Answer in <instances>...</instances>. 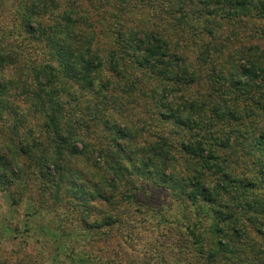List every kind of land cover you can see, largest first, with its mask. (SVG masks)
I'll use <instances>...</instances> for the list:
<instances>
[{"label": "trees", "instance_id": "trees-1", "mask_svg": "<svg viewBox=\"0 0 264 264\" xmlns=\"http://www.w3.org/2000/svg\"><path fill=\"white\" fill-rule=\"evenodd\" d=\"M168 2L175 5V13H188L205 23V32L213 39L218 32L214 23L240 20L233 17L234 9L252 6L264 19V0ZM189 5H203L206 15L197 9L186 11ZM135 6L131 8L138 9ZM1 7H6L2 0ZM51 9L61 12L57 15ZM8 10L13 12L12 23L0 25V188L8 190L29 173L56 186L61 180L77 184L80 179L93 189L92 197L84 199V207L91 210L95 202L106 206L114 201L130 165L160 178L157 185L168 182L165 175H170L175 196L195 207V214L213 220L209 249L194 232L192 227L197 225L182 226L190 235L188 243L197 246L192 257H203L210 264H264V55L258 53L260 46L243 48L228 74L215 65L202 71L189 56L173 49L160 31L149 24L135 25L119 33L120 56L111 51L107 60L93 46L95 23L86 0L66 4L16 0ZM192 36H200L204 43L201 33ZM207 56L211 58V53H203ZM122 61L147 67L160 80L161 90L153 88L154 98L161 117L180 129L183 137L175 143L161 137L137 150L127 143L132 121L124 114L118 117L116 110L123 113V105L113 101L109 87L115 81L104 70L107 66L122 76ZM203 72H208L213 90V100L208 102L196 88ZM135 82L124 91L133 92ZM80 89L88 91L86 101L76 97ZM100 124L105 130L113 129L107 146L92 142L100 139ZM90 133L92 141L87 137ZM58 175L59 182L54 179ZM129 182L137 186L136 181ZM80 222L87 229L93 226L85 213ZM27 262L33 264L35 259L24 247L0 250V264Z\"/></svg>", "mask_w": 264, "mask_h": 264}, {"label": "rangeland", "instance_id": "rangeland-1", "mask_svg": "<svg viewBox=\"0 0 264 264\" xmlns=\"http://www.w3.org/2000/svg\"><path fill=\"white\" fill-rule=\"evenodd\" d=\"M15 1L2 0L6 7L0 8V25L8 26L12 23L13 12L10 13L8 9ZM60 1L66 4L80 0ZM118 1L86 0L95 23L93 46L107 60L111 51H118L120 56L121 31L147 24L155 31H160L173 49L189 56L196 65L202 67V71L215 65L228 74L232 62L239 59L243 48L247 46H260L258 53L264 55V37L261 35L264 33V19L258 18L252 6L234 9L233 17L237 16L240 20H223L222 25L214 23L218 32L213 39L205 32V23L188 13L185 16L175 13V5H171L168 0H147V3L131 0L126 5ZM132 5L138 9L131 8ZM210 7L216 11L215 6ZM195 9L202 15L203 5L186 6V11L190 13ZM52 11L59 15L61 9ZM193 32L201 33L204 43L199 41L200 36L195 39ZM203 53H211V58L203 57ZM35 56L41 58L40 54L35 53ZM104 70L105 76L115 81L109 87L113 101L123 105V113L116 110L118 117L124 114L132 121L127 131L132 140L126 141L134 150L157 138H169L175 143L183 137L171 119L159 114L153 88L160 91L162 85L147 67L133 61H128V64L122 61V76H116L107 66ZM207 73L203 72L204 79L196 87L206 102L212 98L213 92L209 86L210 80L206 79ZM133 80L136 81L135 90L126 93L124 88ZM88 94L87 90L80 89L76 97L86 101ZM120 123L122 127L125 126ZM116 127H113L115 131ZM97 128L100 139L96 137L97 140H94L92 133L87 137L91 141L93 139L94 143L101 142L104 146L110 144L113 129L105 130L101 124ZM37 176L29 173L9 187L4 184L3 187H8V190L0 188V250L24 247L33 255V264H210L203 257H192L193 252H197L194 249L197 246L192 247L188 243L190 235L182 226L197 225L192 228L203 239L202 245L209 249L213 245L210 237L213 220L195 214V207L186 204L184 198L182 203V199L175 196L170 175H165L168 182L157 185V180L162 181L160 178L155 175L150 177L149 173L137 171L130 165L114 201L106 206L95 202L91 210L84 207V199L89 198L88 195L92 197L93 189L85 187L80 179L77 184H67L66 180H61L59 186H56ZM54 179L59 182V175ZM128 180L136 181L137 186L131 187L132 183ZM81 213L89 216L92 228L87 229L81 224ZM103 217L109 218L110 222H103ZM186 246H189L188 249Z\"/></svg>", "mask_w": 264, "mask_h": 264}]
</instances>
